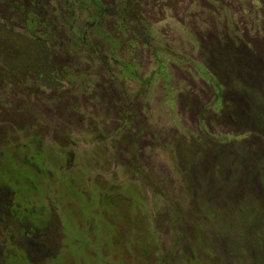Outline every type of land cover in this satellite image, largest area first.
<instances>
[{"label":"rangeland","instance_id":"rangeland-1","mask_svg":"<svg viewBox=\"0 0 264 264\" xmlns=\"http://www.w3.org/2000/svg\"><path fill=\"white\" fill-rule=\"evenodd\" d=\"M29 1L51 20L44 43L67 71L46 80L19 74L23 52L13 66L0 59V176L22 169L15 183L0 178V218L12 220L1 204L13 187L14 202L58 215V251L41 263L36 248L15 250L0 220V256L264 264V0ZM5 19L16 45L46 51L41 34ZM227 32L241 39L236 57ZM33 158L34 186L23 173ZM250 206L260 212L248 218Z\"/></svg>","mask_w":264,"mask_h":264},{"label":"trees","instance_id":"trees-1","mask_svg":"<svg viewBox=\"0 0 264 264\" xmlns=\"http://www.w3.org/2000/svg\"><path fill=\"white\" fill-rule=\"evenodd\" d=\"M164 0H161L158 3V0H155L156 4H160L159 6L164 5ZM140 6V5H139ZM140 10V9H139ZM0 11L5 12L7 16H9V19H5L6 21H10L11 23H17L21 27L27 28L31 34L37 35L41 34L42 38H44V41L42 42V39L34 40L38 45L40 44L41 47H44L46 51L40 50L39 46H34L31 48H20L21 46L16 45V38L15 35L12 34V32H8L3 26L1 27L2 30H0V59L4 58L5 65L7 66H13L12 63H8L9 59H12L14 56L18 58H22V55L20 52L25 53V61L27 62V66L25 69L21 70L19 69V74H26V76H36L39 78H45L46 80L48 78H51L53 74L59 72V68L66 70V62L61 61L62 58L57 57V55L51 54L50 50L46 47L45 41L49 40L48 34H44V32H49V27L52 26L51 20H49V17L47 14H45L43 11L39 10L37 8V5L33 2L27 0H0ZM10 13V15L8 14ZM43 33V34H42ZM230 33L236 44L233 46H230L228 48V52L232 50V56L236 57V52L234 49H238L241 46L238 44L240 38L238 39L237 35L234 34V32H227ZM238 34L237 32H235ZM242 39L244 37L241 36ZM9 37L6 39V37ZM229 37V36H228ZM229 40V39H228ZM243 46V45H242ZM233 47V49H232ZM250 47L253 50L250 51L253 57L260 58L259 49L252 46V43H250ZM211 53L215 55L217 51V47L214 45L212 48H210ZM241 52V51H240ZM213 55V56H214ZM264 59V58H260ZM17 71L16 68L11 67V73ZM237 89L243 90L244 87H242V84L236 85ZM235 112V109L233 107L228 106L227 111H225L226 115H232ZM222 117L219 114L218 122ZM249 119L248 117H246ZM247 133L244 134L243 138L247 140ZM258 137L264 142V136L258 135ZM245 147L246 144L244 143ZM20 152V150L18 151ZM247 151H242V153H246ZM29 162V163H26ZM264 167V162L262 163ZM37 165L35 158L31 160H25L23 163V173L28 174V182L31 183L32 186L36 185V176H37V170L34 169V167ZM256 166V164H255ZM24 167H26V170H24ZM20 170H13L12 175L9 177H1L4 179L5 184L9 183H15L12 179L19 178L20 176ZM39 176H41L39 174ZM26 180H22V182H27ZM264 177V174H263ZM20 180V179H19ZM10 190H12L9 195L11 196L10 205L1 204L2 209H10V215L12 214V220L10 223H8V220L3 217L0 218L2 220V226L3 228L10 229L11 233L9 235L10 240H12V246L15 250L21 249L23 250V245L26 244L31 249L36 248L38 252H41L42 259L41 263L49 258V254H45L50 252V255L56 254L58 251V247L55 243V237H56V228L57 222H58V215L55 212L49 213V215H46V217L43 216L42 212L43 209H36L33 208L34 205L28 203L26 205L21 200L14 202L16 195L18 196L19 193L16 191L15 188L11 187ZM7 191V185L4 187H0V197H2L4 194H6ZM17 203V204H16ZM3 209V211H4ZM241 212L246 215L248 218H250L248 215H250L252 212H260V208L256 206H250L248 209H241ZM55 218V219H52ZM7 241L3 244V247L7 244ZM19 246V247H18ZM23 248V249H22ZM1 249V246H0ZM14 250L13 254H2L4 257L0 256V264H22L24 261L26 264L30 263V258L24 254V253H18ZM44 253V254H43ZM34 264H40L38 262H34Z\"/></svg>","mask_w":264,"mask_h":264}]
</instances>
